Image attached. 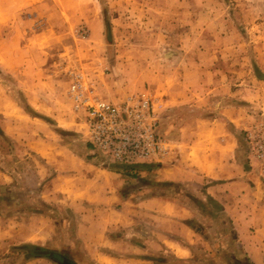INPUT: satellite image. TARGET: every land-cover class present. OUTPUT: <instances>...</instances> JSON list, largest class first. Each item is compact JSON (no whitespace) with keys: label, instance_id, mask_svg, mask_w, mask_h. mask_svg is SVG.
I'll use <instances>...</instances> for the list:
<instances>
[{"label":"rangeland","instance_id":"obj_1","mask_svg":"<svg viewBox=\"0 0 264 264\" xmlns=\"http://www.w3.org/2000/svg\"><path fill=\"white\" fill-rule=\"evenodd\" d=\"M90 8H96L98 15ZM98 17L103 28L95 37ZM83 30L87 38L82 37ZM169 58L179 61L183 71L197 72L198 88L206 98L203 102L196 97L189 108L200 110L197 105L203 103L202 108L212 112L217 104L229 103L228 91L242 106L237 110L243 114L247 110L252 125L264 123V0H0V124L11 138L0 135V182L24 188L34 176L42 147L51 150L71 142L74 150L82 152L89 143L68 95L71 72L84 73L102 96L114 102L127 92L149 91L159 112V135L173 148L184 138L192 139L193 132L183 135L181 124L198 112L178 108L169 113L164 99L155 93V74L174 68ZM240 134L239 148L246 152V132ZM92 153L101 167L100 155ZM38 186L35 183L34 188ZM59 211L62 228L51 217L36 219L30 209L27 213L3 209L0 234L6 232L7 239H0V264H57L52 258L30 259L34 247L27 253L15 245L19 240L8 233L20 227L41 233L42 242L53 240L51 245L73 256L67 245L73 227L68 214ZM17 218L24 222L19 225ZM256 230L252 228V235ZM214 235L219 236L218 246L200 250L215 255L202 257L200 251V256L182 264H228L226 254L233 245L226 236ZM155 237L159 239V233ZM78 250L85 263L99 262L101 250L90 240L83 239ZM154 263L139 259L132 264Z\"/></svg>","mask_w":264,"mask_h":264},{"label":"crops","instance_id":"obj_2","mask_svg":"<svg viewBox=\"0 0 264 264\" xmlns=\"http://www.w3.org/2000/svg\"><path fill=\"white\" fill-rule=\"evenodd\" d=\"M90 9L93 15H98L96 8ZM102 22V18H95V37L102 31ZM173 60L169 58L168 64ZM172 65L171 71L155 74V93L164 99L169 113L178 108L198 112L181 124L183 135L193 132L192 139L175 143L163 159L136 166L100 167L93 161L90 143H86L82 152L74 150L71 142L51 150L42 147L37 153L40 159L35 158L34 176L29 177L31 180L24 188L12 186L9 181L0 182V212L11 208L27 213L30 209L36 219L51 217L62 228L59 210L63 209L73 227L68 231L67 245L73 251L70 257L75 264H88L78 250L83 239L100 248L96 264H119L121 260L132 264L139 259L154 264H182L200 256V251L214 250L219 239L214 233L226 236L233 245L226 254L228 264L235 261L264 264V177L249 146L246 152L239 148L243 140L240 131L254 126L250 115L247 110L245 114L237 110L240 105L230 98L232 94L228 91L229 103L217 104L212 112L203 109V103L197 105L200 110L189 108L187 105L196 101V97L203 102L206 98L198 88L197 72L183 71L179 61ZM131 93L122 94L119 101ZM51 125L56 126L55 121ZM49 130L52 132V128ZM0 135L11 140L1 124ZM125 167L130 170H118ZM35 183L39 185L36 188ZM47 210L53 212L52 216ZM23 222L24 219L17 218L19 225ZM253 227L257 228L254 235ZM20 228L16 233L9 232L8 237L18 239L15 245L26 252L36 245L51 250V254L67 253L65 248L51 245L53 240L42 242L41 233L31 234L27 228ZM157 233L159 239L155 237ZM0 239H7L6 232L0 234ZM235 247L239 249L237 254L233 251ZM204 253L202 257L215 255Z\"/></svg>","mask_w":264,"mask_h":264},{"label":"built area","instance_id":"obj_3","mask_svg":"<svg viewBox=\"0 0 264 264\" xmlns=\"http://www.w3.org/2000/svg\"><path fill=\"white\" fill-rule=\"evenodd\" d=\"M82 37L87 38L83 30ZM68 95L93 152L102 165L136 166L163 159L173 149L157 131L159 112L149 91L118 102L102 96L84 73L71 72ZM251 156L264 177V123L246 131Z\"/></svg>","mask_w":264,"mask_h":264},{"label":"trees","instance_id":"obj_4","mask_svg":"<svg viewBox=\"0 0 264 264\" xmlns=\"http://www.w3.org/2000/svg\"><path fill=\"white\" fill-rule=\"evenodd\" d=\"M107 23H106V26H107V29H108V27L110 28V24H109V22L108 21H106ZM45 120H47L49 123H51V124H54V121L52 120V119H47V118H45ZM61 131V130H60ZM243 142V141H242ZM246 144V151L248 150V142H246L245 143ZM92 147L90 146V148L89 149H91ZM107 167V166H106ZM118 170L119 171H126V172H128V170H130V168L129 167H125L124 169L123 168H118ZM38 189V188H37ZM32 247H34V252L33 253H31L30 255H29V257H38V255L37 254H39V251H43L44 250V248H41V247H39V246H36V245H32ZM47 250V249H46ZM34 253H36V254H34Z\"/></svg>","mask_w":264,"mask_h":264},{"label":"flooded vegetation","instance_id":"obj_5","mask_svg":"<svg viewBox=\"0 0 264 264\" xmlns=\"http://www.w3.org/2000/svg\"><path fill=\"white\" fill-rule=\"evenodd\" d=\"M51 252H52L51 250L44 249L43 251H39V254H37V255L40 256V257L52 258V259L55 260V262L57 264H62L59 260H57V259H55V258L50 256ZM34 254H36V253H34ZM60 254H63V256H65L67 259L73 261L72 257H70L67 253L60 252ZM233 264H242V263H239V262L235 261Z\"/></svg>","mask_w":264,"mask_h":264},{"label":"water","instance_id":"obj_6","mask_svg":"<svg viewBox=\"0 0 264 264\" xmlns=\"http://www.w3.org/2000/svg\"><path fill=\"white\" fill-rule=\"evenodd\" d=\"M51 257L59 260L62 264H75L73 261L67 259L65 256L61 255V254H51Z\"/></svg>","mask_w":264,"mask_h":264}]
</instances>
